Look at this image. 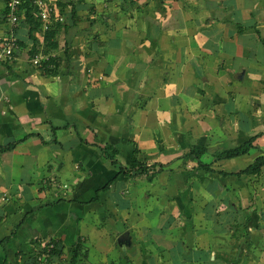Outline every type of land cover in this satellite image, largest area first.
<instances>
[{
  "label": "crops",
  "instance_id": "obj_1",
  "mask_svg": "<svg viewBox=\"0 0 264 264\" xmlns=\"http://www.w3.org/2000/svg\"><path fill=\"white\" fill-rule=\"evenodd\" d=\"M52 1L0 59V264H264V0Z\"/></svg>",
  "mask_w": 264,
  "mask_h": 264
},
{
  "label": "built area",
  "instance_id": "obj_2",
  "mask_svg": "<svg viewBox=\"0 0 264 264\" xmlns=\"http://www.w3.org/2000/svg\"><path fill=\"white\" fill-rule=\"evenodd\" d=\"M25 4H30L34 7L35 18L41 23V30L44 32H48L55 24L62 23L64 21L63 16L59 13L57 5L52 0H9L5 20L9 25L10 31L8 36L4 38L0 44V59L13 58L15 51L19 47L18 38L14 31L21 22L20 15L22 7ZM48 60L49 58L37 57L34 60V64L42 68L43 62ZM55 248L56 244L54 242H50L44 245L43 251L36 250L34 264L47 262Z\"/></svg>",
  "mask_w": 264,
  "mask_h": 264
},
{
  "label": "trees",
  "instance_id": "obj_3",
  "mask_svg": "<svg viewBox=\"0 0 264 264\" xmlns=\"http://www.w3.org/2000/svg\"><path fill=\"white\" fill-rule=\"evenodd\" d=\"M138 1V0H137ZM137 1L135 0H126L127 3H129V5L133 6L137 3ZM34 7L31 6L30 4H25L23 7H22V11H21V22H22V19L24 22L28 23L29 27H30V32L31 33H34V31H36V29H39L41 28V23L38 22L35 18V15H34ZM20 22V23H21ZM54 30H49L46 34V40L48 41V43H50V40L53 39L54 37ZM51 48L53 49H57L58 48V45L57 44H50ZM46 55H49V60L48 61H44L43 62V66H42V69H44V71H46L47 73H52V74H56V72L53 70V69H57L59 67V60L60 58L58 57H52L51 54H50V51H47L45 52ZM256 139H251L250 141H248L247 143L239 146V147H236L234 149H228V150H224L220 153L217 154V158L218 159H235V158H238V157H241V156H244V155H247L250 150L253 148V143ZM204 149L203 148H196L195 150H193V154L197 157L198 159V166L200 169H203V170H206V171H211L210 167L207 166V165H204L201 161H199L201 155L204 153ZM138 166V162L135 160H133L131 166H130V169H135L136 167ZM142 170L136 175H139V174H144V173H147L148 175H151V180H153L154 177H156L157 175L163 173L165 171V168L164 166H159V167H154V169L152 170L153 172L150 173V168L146 167V166H141ZM264 170V157H259L255 160V162L249 166L246 170L244 171H241L239 172L238 176L242 177V176H247V175H259L263 172ZM121 173L125 174V175H133L131 173V171H129V169H121L120 171ZM224 176H228L229 174H223ZM232 175V174H231ZM56 248L55 250H53L52 252V255L54 253H56ZM78 257V252L74 255V259H73V262L76 261ZM35 259V258H34ZM35 261V260H34Z\"/></svg>",
  "mask_w": 264,
  "mask_h": 264
},
{
  "label": "rangeland",
  "instance_id": "obj_4",
  "mask_svg": "<svg viewBox=\"0 0 264 264\" xmlns=\"http://www.w3.org/2000/svg\"><path fill=\"white\" fill-rule=\"evenodd\" d=\"M247 158V157H246ZM246 158L244 157V158H240V161H238L237 163H239V162H241V163H243V168L244 167H246L248 164H246ZM230 164H232V163H230ZM159 208V207H158ZM159 210V209H158ZM157 218V221L156 222H158V223H160V222H162L164 219H165V217H164V219H163V217L161 216V214H160V216H159V214L156 216ZM115 249H117V248H115ZM114 249V250H115ZM122 250V249H121ZM116 251V250H115ZM118 251H119V249H118Z\"/></svg>",
  "mask_w": 264,
  "mask_h": 264
},
{
  "label": "water",
  "instance_id": "obj_5",
  "mask_svg": "<svg viewBox=\"0 0 264 264\" xmlns=\"http://www.w3.org/2000/svg\"><path fill=\"white\" fill-rule=\"evenodd\" d=\"M124 237H126V236H122V238H124ZM121 240V239H120Z\"/></svg>",
  "mask_w": 264,
  "mask_h": 264
}]
</instances>
